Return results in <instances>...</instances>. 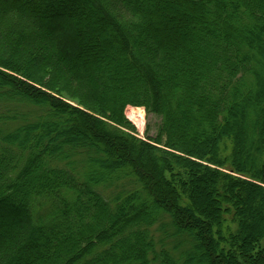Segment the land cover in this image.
<instances>
[{"label":"trees","instance_id":"1","mask_svg":"<svg viewBox=\"0 0 264 264\" xmlns=\"http://www.w3.org/2000/svg\"><path fill=\"white\" fill-rule=\"evenodd\" d=\"M263 53L264 0H0V264H264V112L249 159L233 124ZM62 112L81 155L52 143Z\"/></svg>","mask_w":264,"mask_h":264},{"label":"rangeland","instance_id":"2","mask_svg":"<svg viewBox=\"0 0 264 264\" xmlns=\"http://www.w3.org/2000/svg\"><path fill=\"white\" fill-rule=\"evenodd\" d=\"M104 1V0H103ZM252 44V43H251ZM264 56V53H263ZM263 70H264V63L262 65ZM50 76H46L44 79L49 78ZM263 84H264V77H263ZM52 84L51 88L54 92H59L62 94V97L66 100V102L70 103L72 106H77L78 108L84 110L85 106L87 103H81V97L80 95L75 91L74 87H72L71 85L60 81V80H54L51 79L50 81ZM80 97V98H77ZM264 98H252V99H242L240 102V105L235 109V113H234V117H233V124H235V126H238L239 128H241L242 131V140L243 142V146H242V155L243 157H245L246 159H249V157H254L255 152L257 151V148L255 147V141H256V137H257V133L259 136H261L262 131L258 130L257 131V126H255V121H257V116L258 115H263L264 112ZM89 107V106H87ZM59 117H57L56 122H54V124L52 126H49V128H51L52 130H66L64 132V134L59 138V139H53L52 143H55L57 148L56 151H62L65 148H68L69 146H75V149H77V153H79L80 155L83 153L84 148H86V143L88 142V138L86 137H80V136H76V132L74 130H72V128L70 127V123L67 121L68 117L66 116V114L64 112H62L61 114L58 115ZM124 117L126 118L127 121H129L135 128V133L137 135L138 138L141 139H146L148 137H156L157 132L159 130V126L161 124V120L159 118V116L154 115V114H150V115H145L144 117L142 116V119H138L137 122H135V119L133 118L134 116L130 115V111L129 110H125V114ZM248 119H251L249 122L247 121ZM254 120V121H253ZM45 128V125L42 126V129ZM248 141H249V145H248ZM51 142V141H50ZM229 154V153H228ZM140 159H144L143 156H141ZM147 159V158H146ZM148 161V160H146ZM106 169L109 170L108 166H98L95 167L94 170L103 173ZM115 173H113L114 175ZM200 173H198L197 176H199ZM116 175V174H115ZM102 178V177H101ZM64 182H68V178L64 177L63 179ZM29 185V183L27 184ZM26 185V186H27ZM28 187V186H27ZM149 192L147 193V195L149 196ZM182 195H185V192L182 191ZM188 199H190L192 201V209H194V215L199 218L202 219L204 218V216L202 215V213L198 210V208L196 207V200H192L191 197H188ZM149 200V199H147ZM146 200V209L148 211V214L152 215L157 213L158 211V207L156 209V207L154 208L153 205H151L150 201ZM49 213L47 210L45 211V214ZM4 214V213H3ZM6 217V215H4ZM18 222L20 223V225L24 226V214L21 213L19 215H16ZM44 214L40 215L38 217V220H43L44 219ZM13 221L16 219L15 216L14 218H12ZM22 223V224H21ZM36 224V221L33 220L32 221V225L34 226ZM178 225V224H177ZM196 225V223H195ZM177 230L175 231L173 237H178L179 234H183L185 236L188 237L189 240H192V242L195 245V251L196 253L199 255L197 258V262H203L204 258L203 256L201 257V255L203 254V252L206 250L204 241L198 236V234L194 233L196 228H193V231H188L187 229H185L183 226H177ZM235 228V227H233ZM262 233H259L258 235H254L252 238V242H253V247L255 248V243L257 241V239H261L262 238ZM126 248L123 247V250H125ZM200 258V259H198ZM241 259V258H240ZM242 260V259H241ZM197 264V263H195Z\"/></svg>","mask_w":264,"mask_h":264},{"label":"bare ground","instance_id":"3","mask_svg":"<svg viewBox=\"0 0 264 264\" xmlns=\"http://www.w3.org/2000/svg\"><path fill=\"white\" fill-rule=\"evenodd\" d=\"M131 112H132V111H131ZM131 112H130V115L132 116Z\"/></svg>","mask_w":264,"mask_h":264}]
</instances>
